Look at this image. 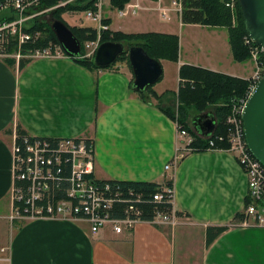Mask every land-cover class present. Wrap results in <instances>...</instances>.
Wrapping results in <instances>:
<instances>
[{
	"label": "crops",
	"instance_id": "crops-1",
	"mask_svg": "<svg viewBox=\"0 0 264 264\" xmlns=\"http://www.w3.org/2000/svg\"><path fill=\"white\" fill-rule=\"evenodd\" d=\"M128 26L149 29L133 33L177 35L146 14ZM215 33L211 50L224 59L201 65L179 56L180 80L184 65L249 79L238 74L241 63L233 59L229 34ZM133 79V71L119 65L91 71L71 58L34 59L20 71L19 62L10 66L0 58V206L12 214L20 126L35 139L93 140L98 181L173 182L174 209L189 223L170 228L143 221L133 231L118 234L109 226L92 234L84 221H18L8 246L2 247L10 250V264H264V228L230 226L248 200L247 177L237 159L226 150L189 152L167 170L182 145L178 122L160 110L157 100L149 105L132 92ZM164 101L162 107H174L169 97ZM219 226L229 229L208 246L207 229Z\"/></svg>",
	"mask_w": 264,
	"mask_h": 264
},
{
	"label": "built area",
	"instance_id": "built-area-1",
	"mask_svg": "<svg viewBox=\"0 0 264 264\" xmlns=\"http://www.w3.org/2000/svg\"><path fill=\"white\" fill-rule=\"evenodd\" d=\"M45 0H13L0 4V15L10 12L16 15L14 21L0 22V58L11 57L17 61L22 58L34 59H60L67 58L61 46H51L29 50L23 55V46L37 37L24 30L26 21L32 19L34 14H28L31 9H36ZM82 0H58V4L45 9L46 12L73 5ZM92 8L85 11V20L97 30V37L85 44L86 57H92L101 45L102 34L110 31L111 27L105 24L107 19L105 10L112 8L111 0H92ZM237 0H228L227 7L234 10ZM147 3V6L145 5ZM155 3V5H153ZM120 19H129L142 12L156 11L164 22L172 20V14L178 18L183 12L182 0H130L123 9H117ZM140 14V15H141ZM10 38H15L18 43L17 52L6 53ZM245 44L250 48L251 58L256 65L255 73L251 78L250 90L246 98L235 103L226 119L229 132L226 137H218L219 141L228 140L229 152L237 159L248 181L249 204L245 207L244 219L231 224L238 228H264V166L250 152L244 134L242 113L247 98L264 74V48L255 45L247 36ZM177 136L182 145L177 148L174 163L167 165L168 170L176 166L180 157L192 151L191 144L194 137L177 124ZM17 137L13 154L14 185L11 192L12 214L11 221H25L34 219H52L63 221H84L90 226L92 234H98L106 227L120 234L124 231H133L141 222L154 225L177 228L188 224L174 209V189L163 185L155 193L154 201L166 202L172 205L169 213L158 211L149 221L142 218L138 207L129 201L122 217L114 216L116 199L123 198L122 193H113L110 184H101L94 177L95 170V144L87 138L64 139H35L30 142L24 139L22 144H17ZM54 141L56 143H50ZM215 150V141H210V149ZM63 161L70 164V174L63 175L61 167ZM65 186H64V185ZM62 191L64 197L58 199L56 192ZM0 262L10 264L11 255L9 248L1 249Z\"/></svg>",
	"mask_w": 264,
	"mask_h": 264
},
{
	"label": "trees",
	"instance_id": "trees-1",
	"mask_svg": "<svg viewBox=\"0 0 264 264\" xmlns=\"http://www.w3.org/2000/svg\"><path fill=\"white\" fill-rule=\"evenodd\" d=\"M130 0H111L114 9H123ZM228 0H182L183 12L181 15V22L183 25H200L213 28H225L228 30L229 44L232 50V56L235 62L247 63L251 59L250 48L245 44V37L248 36L243 15L241 12L239 1L236 2V17L237 22L234 24L232 11L227 7ZM58 4V0H45L37 10L52 7ZM93 2L91 0H82L74 5H67L60 7L49 13H52L53 22L59 20L65 23L74 35L79 39L82 45L81 57H70L75 63L91 70H105L115 69L113 66L105 69H100L94 64V56L85 57V44L97 37V30L93 27H77L69 26L63 19L64 12L72 11H86L92 8ZM32 13V9L28 14ZM15 14L7 16H0L2 21H14ZM52 23L43 19L42 16L35 17L30 21V25L26 28V32L32 34L37 38L30 43L23 46L22 53L26 55L29 50L37 48L60 46L59 40L52 28ZM105 24L110 25V20H105ZM104 42H123L129 47H142L151 58L161 62L167 60L174 63L179 62V37L177 35L161 34V33H131L127 34L121 31H105L102 34V41ZM3 45L0 43V49ZM18 43L15 38H10L6 47V53L12 54L17 52ZM128 59V54H124L120 59ZM5 61L13 66L16 64L15 59L6 58ZM264 61V58H262ZM31 62V59L22 58L19 61V70L22 71ZM132 70V69H131ZM180 78L185 86L180 89L179 104L177 112L172 107H162V102L167 94L158 95L154 90L151 91L152 86L144 92H136L132 88L133 80L130 83L132 92L137 93L141 100L151 105L152 100L159 102L157 106L160 110L167 114L170 118L177 121L178 124L189 132L194 137V142L190 145L191 152L203 153L209 151L210 141H215V150L229 151L230 144L228 140L219 141L218 137H226L229 132V127L226 124V119L231 112L232 106L240 100L246 98L251 81L238 77H232L223 73L212 72L199 67L191 65H184L179 71ZM149 91V92H148ZM152 98V99H151ZM212 111L217 118V129L215 134L210 138H204L193 129L191 125L192 117L203 114L204 112ZM17 144H22L24 139L30 142L35 140V137L29 135L22 127H17ZM50 143H56L50 140ZM70 164L63 161L61 172L63 175L70 174ZM101 184H110L113 187V193L120 192L122 197L116 199L114 204V216L122 217L123 210L126 206L125 201L133 203L141 212L143 220L149 221L155 217L158 211L170 213L172 205L168 204L166 200L162 202H155L154 195L161 190L163 185L152 182H121L115 180L98 181ZM64 185V184H63ZM173 188V182L166 184ZM65 186V185H64ZM58 199L64 197L62 191L55 193ZM125 200V201H124ZM250 200H247L249 204ZM184 216L183 214H178ZM244 219L243 213H239L236 221ZM229 229L228 226L209 227L207 229V245L210 246L221 234Z\"/></svg>",
	"mask_w": 264,
	"mask_h": 264
},
{
	"label": "water",
	"instance_id": "water-1",
	"mask_svg": "<svg viewBox=\"0 0 264 264\" xmlns=\"http://www.w3.org/2000/svg\"><path fill=\"white\" fill-rule=\"evenodd\" d=\"M13 0H0L5 4ZM248 36L259 47L264 48V0H238ZM63 51L69 57H81L82 45L71 29L56 20L52 24ZM128 54L133 71L132 88L144 92L162 78L164 69L158 60L151 58L140 46L123 42H104L96 51L94 64L105 69L116 64L118 59ZM244 134L252 155L264 166V75L251 91L242 113ZM193 129L201 136L209 138L217 129V118L212 111L196 115L191 119Z\"/></svg>",
	"mask_w": 264,
	"mask_h": 264
},
{
	"label": "rangeland",
	"instance_id": "rangeland-1",
	"mask_svg": "<svg viewBox=\"0 0 264 264\" xmlns=\"http://www.w3.org/2000/svg\"><path fill=\"white\" fill-rule=\"evenodd\" d=\"M155 1V0H153ZM147 6V3L145 4ZM155 5V3L153 4ZM50 8V7H47ZM43 8L41 10H35L32 9V13L35 16L32 17H39L42 16L44 20L52 23V13L46 12L45 9ZM113 8V7H112ZM231 10V9H230ZM53 11V10H52ZM117 9H111L108 8L105 10V16L107 17L106 20H110V26L112 31H124V33H133L136 32L137 30H149L146 28H140L137 29L135 27H129L130 23H135V19H138L141 17L143 14L148 15L149 19H152L154 21H159L164 29H162L165 32H176L177 36L179 37V56L181 60L184 61H190V62H198L201 65L204 64H212L214 62H218L219 60H223L224 56L222 54H218L216 52H212L211 47L213 43H215V40L213 39L214 37L217 36L215 32H227L226 29H214V28H202V27H194V26H184L181 24L180 20L178 19V16L174 13L172 14V20L170 22L165 23L160 17L159 13L156 11H150V12H142V14L132 17L129 19H120L118 17ZM233 13V18H234V24L237 22V17H236V5L234 7V10H231ZM69 13L71 12H64L62 14L63 19L69 24V26H89L90 23L85 20V12L84 11H74L70 15ZM12 13L7 12L4 14H1L0 16H7ZM30 14V13H29ZM13 15V14H12ZM70 15V16H69ZM26 21V24H24V30L30 25V21ZM134 20V21H133ZM220 35V34H219ZM37 37V35H36ZM199 39V42H196L197 40L194 39ZM16 52L12 53L14 55ZM16 60V59H15ZM221 63V62H220ZM219 63V64H220ZM223 63V62H222ZM231 63V62H230ZM228 64V63H227ZM119 65L120 69L126 68L130 69L129 64H128V59H118L116 62V66ZM236 65V64H235ZM241 66H239V76L242 77H247L249 76V80L252 78L253 74L255 73L256 70V65L252 58L247 62V63H241ZM162 66L164 69V73L162 78L157 82L155 85L152 86L151 91H157L159 93H162L164 91L170 92L167 94L165 99L169 97V99L174 101V107L173 109L177 112L178 109V104H179V93L180 89L185 86V83H183L179 77H178V69L176 63L168 62V61H163ZM193 66V65H191ZM196 67V66H194ZM199 68L205 69L201 66H197ZM237 68L238 66H234ZM225 69V68H224ZM208 70V69H206ZM211 71V70H209ZM214 72V71H212ZM149 92V91H148ZM172 94V95H171ZM175 95V97L173 96ZM177 98V99H176ZM152 99V98H151ZM164 99V100H165ZM154 100V99H153ZM161 104L165 105V101ZM171 101V103H173ZM209 112V111H207ZM206 113V112H204ZM12 213V211H11ZM10 208L2 209L0 206V257L2 256L1 254V248L4 246H8V243L11 239V236L13 235L14 231L17 229L18 221H11L10 220ZM7 216V217H6ZM0 264H4L1 263Z\"/></svg>",
	"mask_w": 264,
	"mask_h": 264
}]
</instances>
